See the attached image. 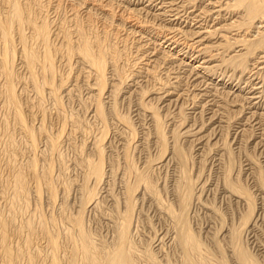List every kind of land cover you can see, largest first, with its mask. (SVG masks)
Returning a JSON list of instances; mask_svg holds the SVG:
<instances>
[{
    "label": "rangeland",
    "instance_id": "rangeland-1",
    "mask_svg": "<svg viewBox=\"0 0 264 264\" xmlns=\"http://www.w3.org/2000/svg\"><path fill=\"white\" fill-rule=\"evenodd\" d=\"M37 1L40 4L41 11H37L36 16H38L39 19H44V18H46L47 20L49 19L48 21L51 22L50 27L53 28V31H57L58 23L59 22L62 23L63 20H64V23L62 27H65L64 32H67L68 30L67 26L70 27L71 29H75L76 26L74 25V23L76 22L77 19L80 20L82 24L84 25H88L89 23L88 21L92 20L91 24H93L92 26L95 27V30L97 32L102 34L103 32L107 31L112 41L115 42L116 46H118L117 48L119 49L121 48L120 52L121 53L123 52L120 57L122 59L121 64L123 63L121 66L123 67L125 72H127L128 74H131L134 72V70L135 71L139 70V68H141L140 66H143V67L145 66V68L149 66L148 68L150 69V73H149L150 77L147 76L145 78L144 76H142L136 79L138 82H137V85L132 89V91L135 89L133 93L131 94L132 96L130 95L131 92L128 94V93H123L121 91L120 92L118 91V94H116V100L119 103L117 104L118 114L121 116L123 115V117H127L128 120L130 119L129 121H131L130 123L132 126V131L134 132V136L135 137L137 136L136 138L135 137L131 138L130 136L131 130L127 129V127H124L123 123H122V127H120L119 123H121V121H119L112 114H110L108 112L109 108L105 107L107 109L106 112L109 113V114L107 113V115L109 116V117L107 116V119L109 118L107 120L109 126H107L108 129H106V137H104L103 139L104 141L101 142L102 143L101 147L103 148V151H104L103 159H105L104 169L106 170V174H105L106 175L105 176L106 185L99 184L100 186L98 185L96 189L98 193L97 195H100L99 196L100 199L98 203L100 208L99 206L97 208L94 207L95 205L93 206L89 205L90 207L88 205L83 206V200L85 198L84 196L85 191H83L84 187L82 188V190H80L81 189L80 185L81 186L85 185L84 179L85 178L87 179L86 177L87 174L85 175L87 168H85L84 167L85 165L83 164L84 159L85 158L91 159V157L92 159L96 158L97 142L100 140V138H102L101 135L103 134L102 122L94 113V107H95L94 105H96L95 96H93L92 94L93 92L89 91V89L86 87L87 83L85 82V79L82 73L81 74L79 73L80 67H79V64L77 63L76 58L73 57L70 66L66 65V63L64 64L65 61H63L62 59L61 61H63V63L60 61V59H57L56 64L58 67V73L56 77L54 78L55 81L54 80L53 81L55 82V84L61 85V81H62L61 79L63 77V80L66 82L65 84L68 85L66 87L70 89L68 90L67 88H62V89L60 88V90H58V94L59 95L61 94L59 96L60 101L58 105L57 101L55 100V97L51 95V93L48 92L49 91L48 88L43 87L42 88V91H44L42 93L43 99H41V102L39 103L40 104L39 105L38 102L40 100V97L38 98L39 95H37V92L33 88L34 86H33L31 79L29 78V73L27 72V69L23 67V59L21 57V54L19 51H17L19 50L21 45L19 44V41L16 39L17 35H15V33L13 34L14 39H15L14 44L17 49L15 50L16 56L14 54L13 60H12V63L14 64L12 65V67H14L13 69H14L15 75L17 74L15 76L16 80L14 83L15 85L14 88L16 87L15 93L17 94L16 96H17V102H18L19 109H20L19 111L21 112V115L23 114L24 118L22 117V119L23 121H25L23 122L25 125L24 124L23 125L26 127H29L32 133V138L35 140V143H34L35 145L32 146L31 138H29L30 136L28 137V133L26 132L25 128L23 130L22 127H20L21 125L19 126V123L16 121L17 119L14 115L16 114L14 109L8 106L6 102V99H5L6 95L4 92L5 91L4 90L5 89L4 88L5 77L3 76V74L0 73V210H1L0 212L8 219L13 217L12 223H10V225L12 226V229L13 230L16 229V231L11 230L8 236V240L11 243V246L13 248H19L20 245H21L20 248H22L23 240L19 232L20 229L18 228H19V225L21 226L22 224H27V221L25 222L22 221L23 219L26 220L29 218V216H32L31 218H29L32 221V224H31L32 229H27L26 227H23L21 230H23V233L27 236L30 234V230L33 231L34 235L32 237V245L30 247V251L31 252L35 251L33 254L40 251V254L42 255L40 256L42 258L38 256L39 260L37 259V262H38L37 264H45L46 263L45 256L47 255L48 247L47 249L45 248L47 241L42 232H44V229H46V226H48L47 219H51V218L55 219V221L53 219L52 220L56 222L57 224H54V223H53L54 225L51 224L52 225L51 230L54 229L52 230L53 232L59 233L60 235L59 241L61 245H64L66 248L68 245V243L66 242V239H67L66 234L68 231L72 230L71 229L72 227L69 226L70 219L71 217L74 218V216L78 214L81 206H82L81 210L83 209L82 214L84 212L83 214L84 216L83 215L82 216H83L85 227L88 228L87 230L92 233L91 234L92 238H95L94 240L96 242L99 240L98 241L99 243L100 242L105 243L106 241V244H110V242L114 239L115 232L113 233L112 229H114V226L116 225V223L114 222L116 217L119 216L118 214L120 210H122V207H123L122 203H124L123 201L125 197V196L124 197L122 196V195H125L124 185L127 182L126 180H128L129 178V176L126 175L127 173L126 168L129 166L128 164L129 161L127 162V159H125L126 158V155L124 154L125 152H127L128 155L130 156L129 157L130 161L133 163L135 168H138V169L141 167H142L141 169H143L145 165L144 163L147 162L149 158V161H151V164L153 165V166L151 165L150 175L152 178L151 177L150 178L154 182L157 181L156 183L154 182L153 183L154 185L156 184L155 187H157V189L159 190V191L157 190V192H160V194L158 193V197L159 198L161 197L163 202H166V200L167 201L172 200V202L173 200L174 201L176 200L174 198L177 197V192L179 190V187H178L179 179L177 178H179L178 176H180L181 174L180 172L181 169L179 170L180 168L179 163L176 162L177 160L172 157L171 158L168 157L169 159L167 158L166 160H164V158L166 157V154L164 158L160 156L161 143L158 141H155L157 140V138L154 135L155 134L154 126L150 124L151 121H148L149 112L146 110L149 107L148 108L144 107L146 110H143L142 108L143 106L140 107L142 105L141 104L142 99L144 101H147L149 103L148 105L150 106H155L158 108L161 107L159 110V113L162 115L163 122L165 123L164 124L165 129H166L165 132L167 131L166 134L168 136L167 139L169 138L168 140L171 139L170 137L171 134L169 133L171 132L172 129H178V131L181 129L179 132L181 133L182 131L186 130V129H183L184 126L191 125L194 123V121L196 123V124H193L194 127L201 126L202 122L204 123L205 118L208 119V117L211 115V110H210V113L209 112L207 113V111L206 112L201 111V108L199 107L194 108V106H199V105H194L195 100H194L193 94L199 92L201 89L203 90V88L198 89L197 86L193 85L194 83L192 81L194 80L190 78L189 66H184L185 68L182 69L176 66L173 67V64H172L171 65L172 69H171L170 68L171 62L168 60L165 61V60L159 59L158 61L156 60V61L148 62L147 56H149V53L151 51H154V50H150V49H154L153 48L154 44L152 43L148 44L146 42L147 45L145 46L146 39L143 38L144 39L143 40L142 38H140L139 35L131 31L129 24H126L122 20H119L120 16L118 15L120 13L118 12V10L111 7L110 4L108 6L107 5L105 6V4L109 0H37ZM111 8H113L114 11ZM110 10H112L113 12L112 11L109 12ZM28 31L29 30H27L26 32ZM129 31L131 32V34ZM135 39H137L138 41H136ZM57 41L58 40H56V42ZM137 44L139 45L144 44L145 47L143 46L142 48L141 47L137 48ZM161 46L157 47L158 52L161 51L160 50ZM145 50L146 52H144ZM141 55L143 58H141ZM136 65H138L139 67ZM167 67H169L170 70L168 68V71H167L166 70ZM174 69L177 72L181 70L179 72L180 73L179 79L181 78L180 79L181 87L183 88V91L185 94L183 95L182 98H178L179 99L178 101L177 99L172 101L173 103L170 102L168 98L167 100H165V102L162 103V100H159L156 98L157 93H154V92H156L157 90H160L158 88L163 87L164 85L162 84H166L167 82L169 83V80L171 82L172 80L176 82L174 78L170 77V76L173 77L178 74ZM171 70L174 71L175 73L172 72ZM228 73L230 74V72ZM109 74L110 72L108 71L107 76H110ZM155 76L159 78L158 80L156 79L154 81ZM224 76H220V77L218 76L215 80H212V79L209 80V85L210 86L215 85L213 87L218 86V90L220 91H223L226 89L227 91L232 90L233 92H235L234 90H236V88L232 89L230 86H227V84H229L230 82H233V84H235L238 82V80L235 77L233 79L228 80L229 79L228 77L230 76L228 74L227 75L225 74ZM261 76L264 77V73ZM78 78L79 80H75ZM142 80L144 83L142 82ZM224 81H228L229 83L224 85L223 83ZM240 84L242 85V87H244V89H246L243 81H241ZM69 85H72V86H69ZM155 85H158L157 86L158 88ZM167 85L169 86V84ZM212 86L210 87L209 90H212L211 93L213 95L215 92L216 94L218 93V95L221 94V96L220 95L216 96L215 99L210 102L212 103L216 101L215 105L213 106L211 105L210 107L208 106L209 108L213 107V109L216 110L215 111L216 115L214 117H215V120L219 119L217 121L218 123H216L213 126L210 124L211 122H209V120L206 121L207 124L205 123L206 126H204V129H206L205 134L207 133L205 137L206 139L203 142H201V144L197 143L198 141H194L195 136L188 137V135L185 133H182V135H180L182 136L180 137L181 147H183L188 152V154L189 153L191 154L190 155L191 159L193 158V160L190 159V162H189L190 172L188 173L190 176L192 174V178L195 179L196 181L197 193L201 194V197H200L201 200L193 204L192 208L190 207L191 212L190 211L188 212L189 213L188 217L190 218L189 222L191 224L190 226L194 228L196 232L198 231L199 237H203L201 238V240L204 242V244L207 245V246L205 245L207 248L210 245L212 246V247L211 246L209 247L211 251L213 250V247H215L213 239H217L216 235L219 234V237L222 238L221 242L219 241L218 246L220 244V246L222 247H219V248H223V249H220L219 251V248L216 247L214 248V252H210L211 254L210 256H212L211 259L215 258L212 260L213 263L216 261L214 264H216L218 261L216 260V258L217 259L219 258L217 257V255L221 256L220 257L221 259L222 257H225V258L227 257L226 259H229L227 260L229 264H239L236 261V259H234L235 257H232L231 252L230 253L228 252L230 251V246L232 245V241H233V239H231L232 232H233L232 230L234 229L236 231L237 230L236 228H238L241 225L242 218H243L242 214L247 211V204H245V202L243 203L241 201L240 202L236 201L234 197L230 196L229 192H222L220 189L221 187H223L222 183L224 184L225 182L224 179L227 173V169L229 168L228 161L230 162V159L233 157L235 162H234V165L232 163L233 167L231 166L230 175L233 174L234 176L233 178L235 179H238L239 177V181L243 185L247 186V188L250 190V193L252 194L253 200H254L252 217L253 216L256 217V223L253 226L254 228L252 226L249 228L246 226H242V227L240 226L238 228V230L241 228L240 229L241 231H239L241 232L240 237L242 236L241 237V239L243 240L242 243L244 247L246 246L245 248L249 250V253H252L253 256L257 258L260 264H264L263 263L264 262V256H263L264 255V198H263L264 193H262L261 190H259V181L257 178L261 176L264 180V141H263L264 140V114H260L261 116L259 115V113H262V112L264 113V106H261V108L258 107V108L249 109L247 108V105H245V107L244 105L240 106L238 104L240 102H238L237 103L238 105L235 103L234 105H232V108L230 107L232 110L234 109V112L228 115L231 117V118H228V116H226L227 114L226 111H224L223 109L224 107H222L224 105L223 96L225 97L226 94L223 93V96H222V93H219L220 91L218 92L214 90ZM225 86L227 88H225ZM107 88H108V85H107ZM87 89L89 92L87 91ZM67 91H69V93ZM122 91H125V90H122ZM246 91L247 90H245L243 93L246 94V96H249V93H246ZM233 92L232 93L230 92L231 98H233L238 93V91L236 92V94H234ZM176 97L177 95L172 96L173 99ZM212 97L210 96L208 99H211ZM102 98L103 100L105 99L104 101L106 102L107 106H110L113 100H115V96L109 97L107 94L105 96H102ZM228 98L231 99L230 97ZM139 100L141 101L139 102ZM168 104L170 106H168ZM180 106H183V107H180ZM180 109L183 111V113H186L188 116L186 123H185L186 125L184 124L183 126H182L183 123H181V116H180L182 111ZM237 109L239 111L241 110L242 111L239 112L237 111ZM250 111L251 112L257 111L258 114L256 115H259V117L257 116L258 117L257 119H255L256 116L252 118ZM117 120L119 121L118 123H117ZM238 121H241L243 123V126L240 127V129H239V126L241 124L237 123ZM179 124H181V126ZM235 124L239 126H236ZM211 127L214 128L213 129L215 130L214 132L213 130H211L212 129ZM121 128H124V130ZM125 128L127 131L125 130ZM149 131H150V134H149ZM124 135L126 136L124 137ZM210 136L212 137L210 138ZM51 137H53L52 138L53 141L56 142L55 144L57 148L53 147L54 150L51 149L52 148L51 147L52 141L50 139ZM170 142L171 141H169V144ZM188 147L190 148V150ZM226 147L227 148L229 147L228 149L230 151L228 149L226 150ZM94 148H96V150H94ZM225 151L227 152L229 151V152L226 154ZM168 152L169 151H167V153ZM229 153L231 154V156L232 154L234 156L232 157L230 156L231 157L230 158L229 156H227L229 155ZM158 157L159 158L161 157V158L159 159ZM227 157H229L230 159L228 160ZM33 158L36 160L38 174H40V176L43 175L40 181L42 182L41 185L36 179V176L33 174L34 172L33 171V164H34ZM79 161H81V164L84 165V166L82 165L83 167L80 165V163H78ZM146 164H148V162ZM226 165L228 167H226ZM252 165L255 169L251 167ZM117 167H119V169ZM83 168L85 172H83ZM48 169L50 173L48 179H50V182L53 185V189H54L53 198L54 199L50 198L51 197L49 194L50 190L48 189V184H46ZM17 170H20V172L23 174V176H25L26 181H27L28 190L26 191V193L25 192L22 193L24 194V196L21 193L20 194L22 196L19 195V192H17L16 189H14L15 188L14 182H13L14 172H16ZM260 170H262L261 172H259L261 173V175H259L257 172ZM45 174H46V180L44 178ZM83 174L85 176L84 178H83ZM236 174H237L236 176L237 178L235 177ZM109 176H110V179H109ZM82 179H83V182H82ZM89 182H90V179L88 183ZM37 184L39 185V197L37 196V192H36V187L38 186ZM92 184H93V180L91 179V183H89V185H92ZM174 184H175V187L173 186ZM202 185H204L205 188H203ZM198 187L200 190L198 189ZM202 188L204 189V192L200 193V191H203ZM14 191H15V194L13 193ZM228 193H229V196H228ZM143 194L144 193H142V195ZM142 195L139 194L138 196L139 198L137 200L138 202L136 203L137 208H135L136 209L135 216L137 218L135 217L136 222L134 224L138 223L135 225L136 227L137 225H139L138 230L134 231L135 240L138 241L140 245L142 244L141 247L150 245L148 247L150 249L152 248V251L155 252L156 256H158L157 258L161 260L162 264L167 263V262L169 264L172 262H173L172 264H180L181 250L177 247V245H175L176 242L174 243L175 240L173 241V236L172 235L170 236L168 234L169 231H170L169 233L171 234V230H172L171 221L165 215L164 217L161 216L163 214H161L160 211L158 210V205L157 203H155V201L157 202V200L155 198L153 197L150 198L151 196L146 195L148 197L147 198L145 194H144V197ZM173 195H175V197ZM12 196L15 197L14 200H16V197H18L19 200L17 199L15 203V201L11 200L13 199ZM110 196H111V199H110ZM113 199H114V202L112 203ZM121 199H123L122 202L119 201ZM150 199L154 201V203L156 204V207L154 204L153 205L151 204L153 201L150 203ZM228 199L229 200L231 199V200L228 201ZM11 201L14 203L16 210H14L13 203ZM202 201H205V202L202 203ZM231 201H233V203H231ZM199 202L200 204H197ZM114 203L115 205L118 204L119 206L113 205ZM241 203L243 204L241 205ZM91 206L94 208H92ZM111 207L114 210L119 209L118 214L116 213L117 210L112 211L113 209ZM203 207L205 208V210ZM211 207H212V210H211ZM137 209H139V211ZM215 209H218V212ZM219 210L221 211L219 212ZM214 211H216L217 213ZM32 212H33V215L31 214ZM105 213H108L107 214L108 217ZM111 213L115 217L112 216ZM220 213L223 215L222 216L223 221L220 220L222 219ZM105 215L110 221L107 218H104ZM217 215L220 218L219 220H216L218 219ZM14 217H15V222H14ZM67 217L68 218L70 217V218L68 219ZM137 220L139 221L137 222ZM110 224H112V226ZM234 224L236 228L231 229V231L229 230L231 232L230 233L228 231L229 229L228 227H231V226L233 227ZM15 225H17V228ZM243 227H246V228L243 229ZM57 228L59 231L58 230L56 231ZM140 229L143 231H141ZM60 230H61V233H60ZM213 230L215 233L211 232ZM217 230H218V233H217ZM221 230H222L221 232L222 234L220 233ZM226 231L228 233H226ZM224 232L226 235L224 234ZM213 234L215 235V237L212 238L211 236ZM206 235L208 236L206 237ZM233 236H234V233H233ZM160 237H162L161 238L162 242L159 241ZM96 238L98 240H96ZM163 238L165 239L163 240ZM211 238H212V241H209ZM226 239L229 241H227ZM64 243H66L67 245ZM160 243L162 244V246ZM226 243H230L228 244L229 247L226 245ZM224 246L228 248L225 249ZM224 249L226 251L229 250L228 252L225 251L226 256H222V254L225 255L223 252L220 254V252ZM63 252L64 251L62 250L61 253L63 254ZM0 253H1V250H0ZM213 253L215 254V256L213 255ZM26 259H27L26 257L21 256L20 258H18L16 262H14V264H28V262H26ZM167 259H170V260L168 261ZM1 260L2 258L0 256V264L4 263V262H1ZM162 260H164L165 262ZM218 262H220V260ZM218 264H221V262Z\"/></svg>",
    "mask_w": 264,
    "mask_h": 264
},
{
    "label": "bare ground",
    "instance_id": "bare-ground-1",
    "mask_svg": "<svg viewBox=\"0 0 264 264\" xmlns=\"http://www.w3.org/2000/svg\"><path fill=\"white\" fill-rule=\"evenodd\" d=\"M108 2H107L108 4L107 3L105 4V6L106 5L108 6L110 4L111 7H113L114 9H117L118 12L120 13L118 16L121 17V18L119 17V20H122L126 24H129L131 31L133 33H136L137 35H139L140 38L146 39L145 40V46L147 45L146 42L148 44L149 43L154 44L153 45L154 49H150V50H154V51H151L149 53V56H147L148 62L156 61V60L158 61L159 59H161V60H165V61L166 60L170 61L171 62L170 68H171L172 64H173V67L176 66V67L182 68V69L185 68L184 66H189L190 78L194 80V81H192L194 84L193 83L192 84L197 86L198 89L203 88V90L201 89L202 91L200 90L199 92L193 94V97L195 100L194 105H199V106H194V108L199 107V108H201V111H203V112L207 111V113L208 112L210 113V110H211V115L208 117V119L205 118V121H204V123L202 122L201 126H195L194 127L193 124H196L194 121L193 124L184 126L183 129H186V130L182 131L181 133H179L181 129L179 131H178V129H172L171 132L169 133V134H171L170 137L172 140L171 139L168 140L169 138L167 139L168 136L166 134L167 131L165 132V130H166L165 125H164L165 123L163 122L162 115L159 113V110L161 107L158 108L155 106H150V105H148L149 103L147 101H144L143 99H142V101L139 100V102L141 101V104H142L141 106L140 105L139 106L140 107L143 106L142 107L143 110H146L145 108L149 107L146 110L149 112L148 113V116H149L148 121H151L150 124L152 126H154L155 134H154V132H153V134L157 138V140H155V141H158L161 143L160 156L162 158H164L165 154H166V157L164 158V160H166L168 157H170V158L172 157V158H175L177 161L175 159L174 160L179 163V166H180L179 170L181 169L180 170L181 178H180V176H178L179 178H177V179H179V181L176 179L179 182V183L177 182L179 184V186L177 184V186L179 187V190L177 192V197L174 198L176 200L175 201L173 200V202H172V200L171 201L166 200V202H167L166 203V202L162 201L161 197H160L161 200L158 197V193L160 194V192H157L158 189H157V187H155L156 184L154 185V183H156L157 181L154 182L151 179L152 177H151L150 173H151V165L152 164H151V161H149V158H148V161L146 160L148 162V164H146L147 162H145V163L143 162L145 164L143 169H141L142 167L138 169V168H135L133 163L130 161V158H129L130 156L128 155V153L125 152L124 153L126 155L125 159H127V162L129 161L128 162L129 166L126 168L127 171L125 170L128 174L126 172L125 173H126V175L129 176V178H128V180H126L127 182L125 181L126 184L124 185L125 195H122V196L123 197L125 196V197H124V201H123L124 203H122L123 204L122 210H120V212H119V209H116L117 210L116 211L111 207L113 209L112 211H116L117 214L119 212V214H118L119 216L116 217V219L114 218L115 219L114 222L116 223V225L114 226L115 230L112 229L113 233L115 232L114 233L115 237L112 235L114 237V239L111 241L112 243L110 242V244H106L105 240H104L105 243H102V242L99 243L98 242L99 240L97 238H96V240H98L97 242L94 240L95 238H92V235H91L92 233L87 230L88 228L85 227V224L83 221L84 212L82 214L83 209L81 210V208H82V206H81L78 214L76 216H74V218L71 217V219H70V225L69 226L72 227L71 228L72 230L68 231L66 234L67 235L66 236V238H67L66 242L68 243V245L66 243H64L67 245L66 248L64 245H61V243L59 241V236H60L59 233L53 232L52 230H54V229L51 230V226H52L51 224H53V223L57 224L56 222H54L55 219L54 218L47 219L48 226H46V229H44V232H42L44 234L46 241H47L45 248L47 249V247H48L47 255L45 254L46 255L45 256L46 257V263L45 264H162L161 260L157 258L158 256H156L155 252L152 251V248L150 249L148 247L150 245L141 247L142 244L140 245L138 243V241H136L134 238V231L138 230V226H139V225H137V227L135 226L138 223L134 224L136 222V219H135V217H136L135 216V212H136L135 210L136 209L135 208H137L136 203L138 202L137 201L139 198L138 196H139V194L142 195V193H144L145 196L146 195L151 196L150 198H152V197L155 198L157 200V202L155 201V203H157V205H158V210L160 211L161 214H163L161 216L164 217V215H165L171 221V224H172L171 229L172 230H171V234L169 233L170 231L168 232V234L170 236L171 235L173 236V241L175 240L174 243L176 242L175 245H177V247L181 250L180 264H214L216 261L214 263L212 262V260L215 258L211 259L212 256H210L211 255L210 252H214V248H216V247L217 248L222 247V246H220V244L218 246V243H219V241L221 242L222 238L219 237V234L216 235L217 239H213L215 247H213V250L211 251L209 249V247L211 245L208 246V248H207L206 247L207 245L204 244V242L201 240V238H203V237H199L198 231L196 232L195 229L190 226L191 224L189 222L190 218L188 217V214H189L188 212L190 211V207L192 208L193 204H195L196 202L201 200L200 199L201 194L197 193L196 181H195V179L192 178V174L190 176L188 173V172H190L189 171V169H190L189 168V162L191 159L190 158L191 154L190 153L188 154V152L183 147H181L180 137H182V136H180V135H182V133H185L188 135V137L195 136L194 141H198L197 143L201 144V142H203L206 139L205 137H206L207 133L205 134L206 129H204V126H206L205 125L206 121L209 120V122H211L210 124L213 126L216 123H218L217 121L219 119L215 120V117H214L216 115L215 114L216 110H214L213 107L209 108L211 105L213 106L216 104L215 103L216 101H214L212 103H210V102L213 101L216 96H219V95L221 96V94L218 95V93L216 94V92L214 93V91H213V93H214V95H213L211 93L212 90H209L210 87L212 86V85L211 86L209 85V80H211V79L215 80L218 76L220 77V76H224L225 74L226 75L228 74V75H230L228 77L229 78L228 80L233 79L234 77L238 80V82L235 84H233V82L229 83L228 81L223 82L224 85L229 83V84H227V86H230L232 89L236 88V90H234L235 92H233L232 90L227 91L225 89V88H227L226 86H225V88H223L226 91L225 90L220 91V90H218V86H217L218 84L217 83H216L217 87H213L215 85L212 86L214 90H216L218 92L220 91L219 93H222V96H223V93L226 94L225 97L223 96L225 106L224 105L222 106V107H224L223 108L224 111H226V113H227L226 116H228L232 112H234V109L233 110L231 109L232 105H234L235 103L237 104L238 102H240V103H238L240 106L244 105V107H245V105H247V108H249V109L258 108V107L261 108V106H264L263 105L264 104V77L261 76L264 73V0H109ZM97 8H99V7H97ZM113 8H111V9L114 11ZM112 10H110L109 12H111ZM37 11H41L40 4L37 0H0V73L3 74V76L5 77V84H4V88H5L4 92L6 95L5 99H6L8 106H10L14 109V111L16 113L14 115L17 119L16 121L19 123V126L21 125L20 127H22L23 130L25 128L26 132L28 133V137L30 136L29 138H31V144H32V146H34L35 140L32 138V133H31L29 127L24 126L25 124L23 122H25V121H23V119H22L23 114L21 115V112L19 111L20 109H19V105L17 102V96H16L17 94L15 93L16 87L14 88V86H15L14 83L16 80L15 76L17 74L15 75V72L13 69L14 67H12V65H14L12 63V60H13V55L15 54V56H16L15 50H17V49H16L15 44H14L15 39H14L13 34L15 33V35H17L16 39L19 41V44L21 45L19 50H17V51L20 52L21 57L23 59V67H25L27 69V72L29 73V78L31 79L33 86H34L33 88L37 92V95H39L38 98L40 97L38 104L41 102V99H43L42 93L44 91H42V88L47 87L49 90L48 92L51 93V95H53L55 97V100L57 101V104L59 105V101H60L59 96L61 94L60 95L58 94V90H60V88L61 89L62 88L68 89V87H66L68 85L65 84L66 82L63 80V77L61 79L62 81L60 80L61 85H57L54 82L55 81L54 78L56 77V75L58 73V67L56 64V60L60 59V61H61V59H62L63 61H65L64 64L66 63V65L70 66L73 57L76 58L77 63L79 64V67H80L79 73L80 74L82 73V75L84 76L85 82L87 83L86 87L89 89V91L93 92L92 94H93V96H95V99H96V105H94L95 106L94 107V113L100 119V121L102 122V125H103V130H102L103 134L101 135L102 138H100V140L97 142V147L94 145L97 148V156L94 155V156H96V158L95 159L94 158L92 159V157H91V159L90 158H87V159L83 158L84 159L83 164L85 166L83 164H81V161H83V160L78 162V163H80L81 166L83 165L85 168H87V171L85 173V175L87 174L86 175L87 179L86 178L84 179L85 185H82V186L80 185V187H81L80 190H82V188L84 187L83 191H85L84 192L85 198L83 200V206L95 205L94 207L97 208L99 206L98 203H99V199H100L99 198L100 195H97L98 193L96 191L97 186L99 184L104 185L106 183V179H105L106 170L104 169L105 159H103L104 151H103V148L101 147V144H102L101 142L104 141L103 139H104V137H106V129H108L107 126H109L108 121H107L109 119V118L107 119V116H108L107 113L109 112L115 118H117L119 121H121V123H119L120 127H122V123H123L124 127H127V129L131 130V135H130L131 138L135 137L134 132L132 131L131 123H130L131 121H129L130 119L128 120L127 117H123V115L121 116L118 114L117 104H119V103L116 100V94H118V91L119 92L121 91L123 93H128V94L131 92L130 93V95H131L133 93V91L135 90L134 89L132 91V89L137 85V82H138L136 79L139 77H142V76H144L145 78L147 76H149L150 75L149 74L150 69L148 68L149 66L146 68H145V66L144 67L140 66L141 68H139V70H136V71L134 70V72L131 74H128L127 72H125L123 67L121 66L123 64V63L121 64L122 59L120 58L121 54L123 53V52L122 53L120 52L121 48L120 49L117 48L118 46H116L115 42L112 41V39H111V37L107 31L103 32L102 34L97 32L95 30V27L92 26L93 24H91L92 20L88 21L89 22L88 25H84V24H82V22L80 20L77 19L75 22L76 24L74 23V25L76 26V27L74 26L75 29H71L70 27L67 26V29H68L67 32H64L65 27H62V25L64 23V20H63L62 23L61 22L58 23L57 31H53V28L50 27L51 22L48 21L49 19L48 20L46 18L39 19V17L36 16ZM90 18H91V16H90ZM69 19H71V18H69ZM72 22H73V20H72ZM87 26H89V27H87ZM25 29H26V31L27 30H29V31L26 32ZM74 34H76V35H74ZM130 34H131V32H130ZM52 36H54V37H52ZM112 36H113V34H112ZM115 36H117V35H115ZM112 38H114V37H112ZM56 40H58V41L56 42ZM113 40H115V39H113ZM135 40L138 41L137 39H135ZM122 41H124V40H122ZM138 45L139 44H137V48H140V47L142 48L144 46V44H140L139 46ZM158 46H161L160 47L161 51H159V52L157 51ZM144 52H146V50ZM147 54H148V52H147ZM153 57H155V58H153ZM141 58H143L142 55H141ZM139 59H140V57H139ZM60 61H59V63H60ZM63 61H61V62L63 63ZM145 61H146V59H145ZM137 64H138V62H137ZM166 65H168V64H166ZM136 66H138V65H136ZM168 68L169 67H167V69H166L167 71H168ZM170 68H169V70H170ZM108 71L110 72V74H109L110 76H107ZM180 71H178V72L176 71L178 73L177 75H175L173 77L170 76L171 78H174L176 80V82H174L173 80L171 82L169 80V83L167 82L166 84H162L164 86L161 88H158L157 87L158 85H155L160 90H157L154 93H157L156 98L159 100H162V103L165 102V100H167V98H168V100H170V102L174 101L175 99H177V101H178L179 100L178 98H182L183 95L185 94L183 91V88L181 87V81H180L181 78L179 79V74H180L179 72ZM172 72H174V71H172ZM228 72H230V74ZM189 75H187V76H189ZM79 78L75 79V80H79ZM158 78L159 77L155 76L154 81L156 79L158 80ZM226 80H227V78H226ZM241 81L244 82L246 89H244V87H242V85L240 84ZM142 82H143V80H142ZM211 82H213V81H211ZM167 84H169V86ZM75 85H76V83H75ZM107 85H108V88H107ZM219 85H220V83H219ZM69 86H72V85H69ZM88 89H87V91H88ZM122 90H125V91H122ZM245 90H247L246 93H249V96H246V94L243 93ZM65 91H66V89H65ZM237 91H238V93L236 94ZM67 92L69 93V91H67ZM70 92H72V91H70ZM230 92L231 93L233 92L236 95L233 98H231ZM240 92L243 94H241ZM106 94L109 97L115 96V100H113V102L111 103L110 106H107L106 102L104 101L105 99L103 100L104 97L102 98V96H105ZM174 95H177V97L173 99L172 96H174ZM210 96L211 97L214 96V97H212L211 99H208ZM228 97H230L231 99H229ZM257 99H259V100H257ZM169 104H168V106H170ZM105 107L109 108L108 112H106L107 109ZM180 107H183V106H180ZM150 108H151V110H150ZM138 109H140V108H138ZM212 109H213V111H212ZM237 111H239V110L237 109ZM241 111H239V112H241ZM251 111H250L251 116H252V118H254L256 116L255 119H257L260 114H264L262 112V113H259V115H256V114H258L257 111H253V112H251ZM212 112H214V113H212ZM142 115H143V113H142ZM144 116H145V114H144ZM180 116H181V123H183L182 124V126H183L186 123L188 116L186 113H183V111L180 114ZM228 118H231V117L228 116ZM118 120H117V123L119 122ZM241 121L237 122V123L241 124L240 126L235 124L236 126H239V129H240V127L243 126V123ZM188 122H187V124H188ZM179 125L181 126V124H179ZM228 126H229V124H228ZM244 126H245V124H244ZM209 128H210V126H209ZM121 129L124 130V128H121ZM213 129L214 128H212L211 130H213ZM125 130H126V128H125ZM214 131L215 130H213V132ZM123 132H125V131H123ZM149 134H150V131H149ZM208 134H210V133H208ZM125 136L126 135H124V137ZM211 137L212 136H210V138ZM52 138L53 137L50 138L52 141V146H51L52 148L51 149L54 150V148L56 147V144H55L56 142L53 141ZM169 141H171L170 144H169ZM192 141H193V139H192ZM260 142H262V141H260ZM57 146H58V144H57ZM96 148H94V150H96ZM228 148L226 147V150ZM189 150H190V148H189ZM167 151H169V152L167 153ZM228 152L225 151L226 154ZM232 152H230V153H232ZM95 153H96V151H95ZM230 153L227 156L230 157L231 156ZM232 156H234V155L232 154ZM229 157H227L228 160L231 158V157L230 158ZM232 158L230 159V162L227 160L229 163V165H228L229 168L227 169L226 176L224 175L225 176V179H224L225 182H224V184L222 183L223 187H221L220 189L222 192H229L230 196L234 197V199L236 201H238V202L241 201L243 203L245 202V204H247V211L243 213L244 215L242 214V216H243L242 223L240 222L241 220L239 221L241 223L240 226L241 227L246 226L248 228L251 226L253 227L256 223V217H254V216L252 217V214H253L252 212H253V207H254L253 196L250 193V190L247 188V186L243 185L239 181V177H238V179H235V178H233L234 177L233 174L230 175L232 163L234 165V162H235L234 158L233 159ZM191 160H193V158ZM33 163H34L33 164V171H34L33 174L36 176V179L38 180V182L41 185L42 182H40V181H41V177L43 175L40 176V174H38L37 164H36L35 159L33 160ZM167 163H169V162H167ZM228 163H226V164H228ZM249 163H250V161H249ZM247 164H248V162H247ZM118 166H119V164H118ZM228 166L226 165V167H228ZM241 166H243V165H241ZM251 167H253V165ZM117 168L119 169V167H117ZM49 169H50V167H49ZM49 169H48V172L46 171L48 173L46 184H48V189L50 190V191L48 190L50 192L49 193L51 196L50 198H53L54 197L53 185L51 184L50 179H48L49 175H50ZM225 170H226V168H225ZM257 170H259V169H257ZM261 171L262 170L257 171L259 175H261V173H259ZM83 172H85L84 168H83ZM175 173H177V172H175ZM178 174H179V172H178ZM198 174H200V173H198ZM237 174L235 175V177L237 176ZM84 177L85 176L83 174V178ZM44 178L46 180V174H45ZM257 178L259 181V190H261V192L264 193V180L261 176L257 177ZM89 179H90L89 183H91V179L93 180L92 185H89V183H88ZM109 179H110V176H109ZM13 182H14V187H15V188L14 187L13 188L16 189L17 192H19V195H21L24 192L26 193V191L28 190L27 189L28 188L27 181H26L25 176H23V174L20 172V170H17L16 172H14V181ZM82 182H83V179H82ZM222 182H223V180H222ZM107 183H108V181H107ZM109 184H111V183H109ZM205 185H206V183H205ZM173 186L175 187V184ZM202 187L205 188L204 185H202ZM203 188H202L203 191H200V193L204 192ZM165 189H166V187H165ZM198 189H199V187H198ZM199 190H198V192H199ZM166 191H168V190H166ZM36 192H37V196L39 197V185L36 187ZM13 193L15 194V191ZM229 193H228V196H229ZM144 194L142 195L143 197H144ZM22 195L24 196V194H22ZM122 196H121V198H122ZM173 196L175 197V195H173ZM262 197H261V199H262ZM12 198L13 199H11V200L15 201V203H16V200L18 199V197H16V200H14L15 197L12 196ZM110 199H111V196H110ZM122 200L123 199H121L119 201L122 202ZM230 200L228 199V201H230ZM152 201L153 200L150 199V203ZM113 202H114V199L112 200V203ZM170 202H172V203H170ZM203 202H205V201H202V203ZM115 203L113 205H115ZM155 203L153 201L151 204L152 205L154 204L156 207ZM231 203H233V201H231ZM243 203H241V205ZM80 204H82V203H80ZM197 204H200V202ZM135 205H136V207H135ZM115 206H119V205L117 204ZM115 206H113V207H115ZM94 207H92V208H94ZM205 207H206V205H205ZM13 208H14V210H16L14 203H13ZM99 208H100V206H99ZM137 210L139 211V209H137ZM158 210H157V212H158ZM204 210H205V208H204ZM211 210H212V207H211ZM215 210H217V212H218V209H215ZM220 211L221 210H219V212ZM214 212H216V211H214ZM213 213H212V215H213ZM31 214L33 215V212ZM105 214L107 215L108 213H105ZM220 214H219V216H220ZM106 215L104 218L108 217V215H107V217H106ZM112 216H114V215L112 214ZM222 216L223 215L221 214V218H222ZM15 217H14V222H15ZM31 217L32 216H29V218H31ZM217 217H218V215H217ZM29 218L26 220L23 219L22 221H24V222L27 221V224H22L21 226L19 225V228H18V229H20L19 232H20V235L22 236V240H23L22 241L23 242L22 248H20L21 245L19 246V248H13L11 246V243L8 240L9 232L11 230L16 231V229L13 230L12 226L10 225V223H12L13 217L8 219L3 214H1V212H0V250H1L0 256L3 260V261L1 260V262H4L1 264H14V262H16L18 260V258H20L21 256L27 258L26 262H28V264H37L38 263L37 259L39 258L38 256L41 255L40 251L39 252L36 251L37 253H35V254H33L35 251H33V252L30 251V247L32 245V237L34 235L33 231L30 230V234L27 236L23 233V230H21L23 227H26L27 229H32L31 228L32 221ZM214 218H216V217H214ZM219 219L220 218L218 217V219H216V220H219ZM220 220L223 221V218ZM138 221L139 220H137V222ZM112 222H113V220H112ZM112 224H110V225L112 226ZM15 226L17 228V225H15ZM231 227H228L229 228L228 231L229 230L231 231V229L236 228L235 224L232 228ZM246 227H243V229ZM238 228H236L237 229L236 231L234 229L232 230L233 231L232 232V238L231 237L230 238L233 239V241H232V245L230 246V251L228 250L229 251L228 252L225 250L229 247L228 244H230V243H226V245L228 247L226 248L225 247L226 245H225L224 246L225 249L222 250L220 252V254L222 252L225 254V251L228 253L231 252L232 257H235L234 259H236V261L239 264H260L259 261L257 260V258H255L253 256V254L249 253V250L245 248L246 246L244 247V245L242 243L243 240L241 239L242 236L240 237L241 232H239V231H241L240 230L241 228L239 230H238ZM68 229H69V227H68ZM57 230H58V228L56 229V231ZM141 231H143V230H141ZM206 232H208V231H206ZM211 232H214V230ZM221 232H222V230L220 231V233ZM60 233H61V230H60ZM217 233H218V230H217ZM226 233H228V232L226 231ZM233 233H234V236H233ZM201 234H202V232H201ZM224 234H225V232H224ZM163 235H162V237H163ZM165 235H166V233H165ZM201 236H203V235H201ZM207 236L208 235H206V237ZM162 237H160L159 241L162 240L161 239ZM211 237L213 238V237H215V235L213 234ZM223 237H224V235H223ZM212 238L209 241H212ZM164 239L165 238H163V240ZM226 240H225V242H226ZM227 241H229V240H227ZM141 243H143V242H141ZM147 244H149V243H147ZM210 244H211V242H210ZM161 246H162V244H161ZM220 249H223V248H219V251H220ZM62 250L64 251L63 254L61 253ZM261 253H262V251H261ZM213 255L215 256L214 253H213ZM222 256H226V254L225 255L222 254ZM178 257H179V255H178ZM217 257L220 258L221 256L217 255ZM219 258L218 259L216 258V260H218V261L220 260L221 264H229L227 261L229 259H226L227 257L226 258L222 257L223 260L221 258L220 259ZM164 260H162V261H164ZM167 260L169 261L170 259H167ZM218 261L216 264L220 263ZM172 263H170V264H172ZM164 264H169V263L167 262Z\"/></svg>",
    "mask_w": 264,
    "mask_h": 264
}]
</instances>
